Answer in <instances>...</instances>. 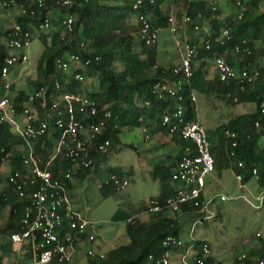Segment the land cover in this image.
I'll use <instances>...</instances> for the list:
<instances>
[{
    "label": "trees",
    "instance_id": "16d2710c",
    "mask_svg": "<svg viewBox=\"0 0 264 264\" xmlns=\"http://www.w3.org/2000/svg\"><path fill=\"white\" fill-rule=\"evenodd\" d=\"M237 1L231 0L237 11L222 17L216 0H142L140 10L149 15L152 27L168 29L173 36L175 50L163 51L159 48V39L152 45L141 39L140 25L134 21L138 13L134 8L136 0H73L71 5H63L56 0H45L43 4L39 0H0V6L6 9L15 5L22 7L15 16L13 27L4 33L0 30V37H7L14 32L15 25H21L24 30L28 27L38 29V37L44 43L35 64V74L30 79L32 90H17L16 84H11L12 101L17 111L21 113L28 105L31 93L44 87V95L33 103L39 121L52 116V104L57 95L74 93L92 99L98 107L95 115L78 108V120L86 124L105 122L103 130L91 142L89 155L82 154L76 160L68 157L64 150L55 152L62 130L51 127L35 142L41 169L50 171L54 179H59L69 191L76 180L103 168L110 177L101 182L100 188L104 196H109L121 187L111 176L116 175L123 180L133 171L102 166L106 152L112 148L129 146L138 150L136 144L123 142L125 129L145 127L151 129L150 134L160 132L177 150L168 162H159L153 168V176L160 182L161 190L151 200L158 201L161 210L151 211V200L144 201L137 210L119 209L112 218L126 222L124 236L127 241H116L112 247L104 249L105 242L96 236L93 243L96 254L93 257L85 255V264H150V255L162 256L173 250L183 252L181 248L165 247L163 240L169 235L182 236L181 219L184 215L188 218L207 215L201 212L206 201L203 194L200 206L184 204L181 213L171 214L167 207V198L175 193L173 173L180 159L187 154L186 147H194L193 143L181 137L180 131L171 133L170 128L163 124L164 115L179 106L184 107L187 120L201 121L199 111L204 109L209 121L214 122L206 129L215 157V172L221 174L231 170L243 174L242 183L246 184L255 178L253 170L256 168L259 178L255 179L260 189H264V113L261 107L264 101V0H242V5H237ZM240 12H243L242 18H238ZM200 13L212 27L211 34L205 37L211 43L210 48L185 34L188 28L194 30V24H185L184 16L196 18ZM70 15L75 17V21L73 29L68 31L64 20ZM171 16L177 26L175 33L171 31ZM46 20L50 22V28L41 30ZM224 29L229 31V37L222 43L219 37ZM188 42L197 43L199 47L192 59V76L189 82L183 81L178 94L183 99L179 100L168 92L159 97L154 92L155 85L175 79L174 68ZM67 54L79 56L77 71L67 73L59 67L58 60ZM7 55L6 44L0 42V90L3 82L1 72ZM219 55L225 56L231 64L237 60L239 68L248 70L250 75H255L254 78L244 82L241 79L222 81L214 68V59ZM77 72L86 78L96 79V88L91 90L76 79ZM56 82H59V87H56ZM191 91L196 93L197 101L191 99ZM146 100L150 102L149 106L144 105ZM107 111L111 112L110 117H106ZM214 111H221V115L212 117ZM258 121L261 122L260 127L257 126ZM9 130L10 127L4 125L0 131V166L7 161L11 167L10 174L19 172L27 175L24 141ZM105 140H109L110 145L102 151L99 145ZM83 158L92 159L91 165L84 166ZM69 172L70 178L67 177ZM6 180L5 184L0 180V211L9 210L7 217L0 215V264H4L6 254L17 251L5 239L25 229L23 220L31 205L30 200L18 195L9 176ZM26 189L30 191L32 187ZM143 212L148 213V218L140 217ZM65 233H69L67 227L60 237ZM257 235L259 244L250 248L244 257L235 256L231 264H260L264 260V233L257 232ZM86 238V233L79 234L72 243L80 246ZM39 241L38 238L25 242L23 249L16 253L17 264L22 259L33 264ZM209 245L211 247V243ZM217 260L211 254L207 263L222 264ZM51 264L62 263L54 260Z\"/></svg>",
    "mask_w": 264,
    "mask_h": 264
},
{
    "label": "built area",
    "instance_id": "2783aa9c",
    "mask_svg": "<svg viewBox=\"0 0 264 264\" xmlns=\"http://www.w3.org/2000/svg\"><path fill=\"white\" fill-rule=\"evenodd\" d=\"M63 5H71L73 0H56ZM43 4L45 0H39ZM217 3V0H216ZM142 0H136L134 8L137 10V22L140 25V37L147 45L156 43L159 39V34L162 28L152 27L151 20L148 14L140 10ZM237 5H242V0L237 1ZM21 11L22 7L19 6ZM216 9V7H214ZM243 17V12L238 14V18ZM75 17L68 16L64 20V24L68 31L73 29ZM171 31L176 32L177 26L175 18H169ZM185 24L193 23L194 31L200 32L204 20L200 13L196 18L190 15H185L183 18ZM50 28V22L46 20L40 27L41 30ZM38 29L28 27L25 30L21 25L14 26V32L9 33L6 37L5 44L8 48L6 64L2 68V90H0V131L4 125H8L10 130L24 141L26 154L24 155V163L28 168L27 175L19 172L10 174V182L14 184L15 191L21 198L31 201V205L27 209L26 216L23 220L25 229L21 232H16L7 237L14 248L20 252L28 240H36L39 238V245L36 246L35 258L33 264H51L54 260L59 263L72 264L74 261L73 253H78L81 246L89 245L85 255L95 256L96 251L93 246L96 240V233L92 229L90 221L85 218L80 212L75 211L71 207L68 196V189L59 179H54L50 171L41 169L40 159L36 155L35 142L43 137L51 127H57L62 130L61 137L57 139L55 152L64 150L68 157H73L74 160L89 155L91 142L96 139L105 127V122L86 124L76 118V111L79 108L82 112L87 110L95 115L98 113V107L92 99L76 95L74 93H65L57 95L52 104L54 113L49 119L38 120V112L33 106L35 100L44 95L46 89L43 87L29 95V103L20 113L17 111L14 102V94L11 92V82L7 80L11 68L28 60L26 53L27 47ZM211 32L208 33L210 35ZM207 35V36H208ZM229 37V31L224 29L219 40L223 41ZM207 48L211 47L209 40L205 38L201 40ZM84 43H82V46ZM197 43H186L184 51L180 57L179 63L174 68L175 79L169 83H158L154 87V92L162 97L165 92L182 100V95H178L182 89L183 81L189 82L192 76V59L198 51ZM238 49H236V52ZM59 67L67 72L77 71L80 67V58L78 55L67 54L63 59L58 60ZM214 68L222 81L230 82L233 79H241L251 81L255 75H250L246 69H240L239 66L231 64L225 56L219 55L214 59ZM76 79L81 82L86 81V76L77 72ZM59 82H56V87H59ZM190 97L193 101H197V96L194 91L190 92ZM144 105L149 106L148 100L144 101ZM262 112L264 113V101L262 102ZM111 112H106V117H110ZM163 124L170 128L171 133L180 131V135L184 140L193 143L186 147L187 154L184 155L178 162L176 171L173 173V180L176 182L175 193L167 198V207L171 214L181 213L184 204H193L200 206V197L203 194L206 177L215 170V157L211 151V142L206 129V126L201 121H190L185 116L183 106H179L173 112H167L163 117ZM257 126H261V122H257ZM229 133V132H228ZM232 136H235L233 133ZM149 139L150 132L145 136ZM110 145L109 140L99 145L100 150L106 151ZM195 151V153H194ZM92 159L86 160L83 158V165L89 166ZM79 165V163H77ZM243 166V163H239ZM256 179L259 178L256 168L253 170ZM237 179L242 182L243 174H236ZM67 177H71V173H67ZM111 179L119 186H127L128 179L120 180L116 175H112ZM30 186L32 189L28 191L26 188ZM232 196H221V200L234 199ZM247 202L256 209L264 210V189H261L256 197V200L246 198ZM212 200L205 201L201 212L209 211L208 207ZM151 211L161 210L162 206L156 200H151ZM205 218H210L211 215H205ZM198 220L193 223L192 230L189 232V240L183 236L169 235L163 240L165 247L181 248L183 252L181 259L183 264H208L207 258L212 254L211 247L208 242H200L194 236ZM68 228L69 233H65L60 237L64 228ZM86 233V239L83 240L80 246L73 245L72 241L75 236ZM170 252L162 255H150V264H171ZM242 255L241 257H244ZM260 264H264V260Z\"/></svg>",
    "mask_w": 264,
    "mask_h": 264
},
{
    "label": "rangeland",
    "instance_id": "374dc122",
    "mask_svg": "<svg viewBox=\"0 0 264 264\" xmlns=\"http://www.w3.org/2000/svg\"><path fill=\"white\" fill-rule=\"evenodd\" d=\"M216 5L223 13L222 17L237 11L231 0H217ZM262 10H264V6ZM20 12L19 5L8 9L3 5L0 6V30L2 33L14 24L15 16ZM136 20L134 18L135 22ZM211 31L212 27L209 22L204 21L200 32L196 33L193 29L188 28L185 34L189 38L201 41ZM158 45L163 51L175 50L176 45L168 29H163L160 32ZM43 49L44 43L37 33L26 50L28 60L21 64L22 66L20 64L15 66L7 76V80L12 81L20 69L19 79L16 82L17 87L31 91L30 79L35 74V64ZM236 66H238L237 60ZM83 84L92 90L96 88L97 80L87 78ZM206 115V110L199 111L201 122L206 127L214 125V122L209 121ZM220 115L221 111L212 113V117ZM150 130L145 127L125 129L122 132L123 142L136 144L138 150L129 146H117L107 151L102 160L103 167L133 170L131 174L125 176V179L129 181L127 186H121L109 196H104L100 188L101 182L107 180L110 174L102 168L98 171L93 170L88 176L76 180L73 188L68 191L71 207L90 221L96 236L100 241L105 242L104 249H109L116 241L118 243L127 241L124 236L126 222L114 221L112 217L119 209L137 210L144 201L149 202L156 197L160 193L161 186L153 176V168L159 162H168L171 156L176 154L177 150L173 149L174 146H170L171 142L166 141L168 138L159 137L160 132H152L151 137L147 139L145 136L151 132ZM10 172L11 167L6 161L0 166V180L3 184L6 183ZM260 190L255 178L244 184L237 179L234 171L226 170L221 174L212 172L206 177L203 191L205 200H212L207 212V215H211V217L188 218L184 215L181 219L183 238L189 240V232L192 230L193 223L198 220L194 236L199 240L211 243L212 255L217 257V261L222 264L233 263L235 256L245 255L250 248L259 244L257 232L264 233V210L254 208L246 200L248 198L255 201ZM223 195L236 198L223 201L221 200ZM8 212L7 208L3 209L0 211V215L7 217ZM140 217L146 219L148 213L143 212ZM86 244L78 253H73L74 264H85V254L89 245ZM16 253L17 251L6 254L5 264H17ZM181 254V250L171 251V264H183ZM21 261L20 264H31L30 261L24 262L23 259Z\"/></svg>",
    "mask_w": 264,
    "mask_h": 264
},
{
    "label": "crops",
    "instance_id": "0c3cea01",
    "mask_svg": "<svg viewBox=\"0 0 264 264\" xmlns=\"http://www.w3.org/2000/svg\"><path fill=\"white\" fill-rule=\"evenodd\" d=\"M15 22V21H14ZM15 24V23H14ZM13 24V25H14ZM13 25H11L10 27H8L7 29H5L4 31H3V33L6 31V30H8L9 28H11V27H13ZM5 41H6V36L5 35H2L1 37H0V42H3V43H5ZM26 62V61H25ZM25 62H22V63H20V66H22L21 64H23V63H25ZM19 65V64H18ZM18 65H16V66H18ZM12 71V70H11ZM10 71V72H11ZM19 74H20V69H19V71L16 73V76L13 78V80L12 81H10L11 83H15L16 84V82L18 81V79H19ZM16 89L18 90L19 88L17 87V84H16ZM159 135V137H163V135H161V133H159L158 134ZM139 146V145H138ZM2 252L0 251V254H1ZM5 261H6V257H5ZM5 261H4V264H5Z\"/></svg>",
    "mask_w": 264,
    "mask_h": 264
}]
</instances>
